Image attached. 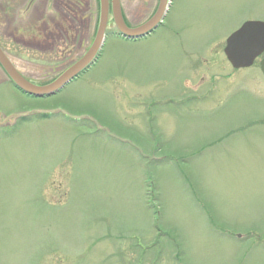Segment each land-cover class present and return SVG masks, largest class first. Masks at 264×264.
Returning a JSON list of instances; mask_svg holds the SVG:
<instances>
[{"label": "rangeland", "instance_id": "obj_1", "mask_svg": "<svg viewBox=\"0 0 264 264\" xmlns=\"http://www.w3.org/2000/svg\"><path fill=\"white\" fill-rule=\"evenodd\" d=\"M121 1L130 28L160 4ZM168 4L153 34L110 37L54 96L0 87V264H264L262 58L235 70L224 55L244 22L264 21V0ZM23 9L0 0V42L39 78L54 55L5 33Z\"/></svg>", "mask_w": 264, "mask_h": 264}, {"label": "flooded vegetation", "instance_id": "obj_2", "mask_svg": "<svg viewBox=\"0 0 264 264\" xmlns=\"http://www.w3.org/2000/svg\"><path fill=\"white\" fill-rule=\"evenodd\" d=\"M16 4L17 8H22V13L14 14L11 19L6 14L4 17L5 33L7 38H12L15 46L21 50L32 52L35 55L52 56L55 59L48 67L39 65L42 69L43 76L33 78L27 75L20 66L13 60L11 53L7 52L0 42L2 52L10 58L15 69L28 81L35 85H45L53 82L72 64V56H80L87 53L91 45L88 44V30L95 14L90 12L92 3L100 6L99 0H11ZM2 6V5H1ZM100 12V9H99ZM23 17V18H21ZM26 17V18H25ZM31 22L30 29L21 32L18 27L15 31H11L13 21ZM79 58V59H80ZM79 59H75L74 63ZM60 73L53 78L51 82H47L44 73L56 72ZM0 87L10 83L16 88L8 76L4 67L0 64ZM6 78V79H5ZM47 82V83H46ZM18 90V89H17ZM21 92V91H20ZM22 93V92H21ZM23 94V93H22ZM29 97V96H28Z\"/></svg>", "mask_w": 264, "mask_h": 264}, {"label": "water", "instance_id": "obj_3", "mask_svg": "<svg viewBox=\"0 0 264 264\" xmlns=\"http://www.w3.org/2000/svg\"><path fill=\"white\" fill-rule=\"evenodd\" d=\"M168 8V0H160L155 15L147 23L136 28H130L124 21L120 0L112 1V13L115 25L123 38L132 41L146 38L154 33L163 23ZM108 19L109 1L101 0V19L92 48L81 60L69 68L56 81L47 86L38 87L25 80L13 68L1 50L0 63L6 69L16 86L22 91L37 98L54 96L94 64L105 42ZM237 37L242 38L237 39ZM224 52L234 69L239 70L252 67L255 61L264 53V22L251 21L245 23L228 38ZM260 66L264 75V59L261 61Z\"/></svg>", "mask_w": 264, "mask_h": 264}, {"label": "snow or ice", "instance_id": "obj_4", "mask_svg": "<svg viewBox=\"0 0 264 264\" xmlns=\"http://www.w3.org/2000/svg\"><path fill=\"white\" fill-rule=\"evenodd\" d=\"M242 37H237V39H241Z\"/></svg>", "mask_w": 264, "mask_h": 264}, {"label": "trees", "instance_id": "obj_5", "mask_svg": "<svg viewBox=\"0 0 264 264\" xmlns=\"http://www.w3.org/2000/svg\"><path fill=\"white\" fill-rule=\"evenodd\" d=\"M42 117H47V115H44V116H42Z\"/></svg>", "mask_w": 264, "mask_h": 264}]
</instances>
